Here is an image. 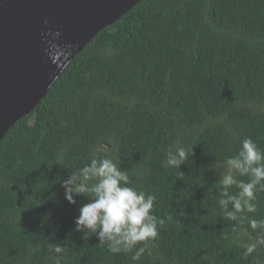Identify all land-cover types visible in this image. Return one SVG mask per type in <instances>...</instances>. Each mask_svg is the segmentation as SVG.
Returning <instances> with one entry per match:
<instances>
[{"label": "trees", "instance_id": "obj_1", "mask_svg": "<svg viewBox=\"0 0 264 264\" xmlns=\"http://www.w3.org/2000/svg\"><path fill=\"white\" fill-rule=\"evenodd\" d=\"M245 138L264 151V0H142L0 143V264H264V245L245 255L264 191L238 226L218 204L220 166ZM176 146L187 161L166 167ZM93 153L155 195V240L113 253L75 231L90 200L70 204L61 185Z\"/></svg>", "mask_w": 264, "mask_h": 264}, {"label": "water", "instance_id": "obj_2", "mask_svg": "<svg viewBox=\"0 0 264 264\" xmlns=\"http://www.w3.org/2000/svg\"><path fill=\"white\" fill-rule=\"evenodd\" d=\"M142 0H0V143L75 58Z\"/></svg>", "mask_w": 264, "mask_h": 264}, {"label": "clouds", "instance_id": "obj_3", "mask_svg": "<svg viewBox=\"0 0 264 264\" xmlns=\"http://www.w3.org/2000/svg\"><path fill=\"white\" fill-rule=\"evenodd\" d=\"M186 161V148L176 146L168 150L165 166L181 168ZM219 170L218 204L224 218L236 221L238 226L248 219L244 213L257 211L256 193L264 191V151L251 138H245L237 154L226 158ZM238 177H247V180ZM129 183L127 171L118 168L113 159L95 153L88 164L72 171L62 181L64 198L73 205L76 196L90 200L79 209L75 231L85 236L93 233L100 244L108 242L109 251L113 253H127L141 242L155 240L158 225L164 224V220L152 214L156 197L130 187ZM233 186L238 189L236 194L229 191ZM248 223L254 230L264 229V220L248 219ZM236 230L234 226L233 231ZM258 245H264V234L247 245L245 255H251ZM51 247L56 253L61 252L58 244H51ZM145 250L140 247L131 259L139 261Z\"/></svg>", "mask_w": 264, "mask_h": 264}]
</instances>
